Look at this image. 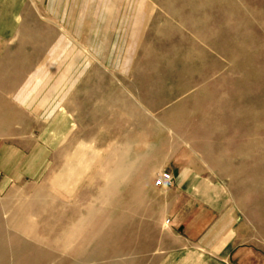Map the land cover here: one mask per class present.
I'll return each instance as SVG.
<instances>
[{
	"label": "rangeland",
	"instance_id": "obj_1",
	"mask_svg": "<svg viewBox=\"0 0 264 264\" xmlns=\"http://www.w3.org/2000/svg\"><path fill=\"white\" fill-rule=\"evenodd\" d=\"M186 2L142 0L138 18L143 22L136 23L137 28L127 44L133 49L126 53L129 56L128 76L125 80L115 74L102 76L107 92L140 105L113 108L109 116L113 121L112 129L89 124L87 117L81 119V127L77 128L81 131L80 137L74 142L80 145L75 151L73 139L67 138L72 135L71 123L67 120L72 121L73 117L65 114L54 123L55 127L64 126L65 143L54 149L60 153L44 157L46 169L17 182H8L11 175L8 171L0 172V218L5 215L8 218L16 211L25 212L24 206L32 199L33 189L48 188L50 181L59 184L58 199L33 218L34 233L36 238L72 244L69 248H66L69 245L60 247L58 259L40 264L82 263L90 250L117 242L115 235L106 232L116 230L126 221L118 218L120 215L136 214L131 210L142 205V195L133 187V176L141 162H149L144 161L145 157L137 158L167 142L170 143L168 152L150 162H160L163 166L173 161V164L188 165L204 176L210 174L227 188L250 225L264 229V147H246L249 139L246 132L241 131V127L251 125L252 119L247 113L262 114L264 111V75L261 73L264 68V27L261 24L264 22V0H226L227 3L221 5L203 7V12H195L196 16ZM245 51L252 55L249 62L242 57ZM211 64H217L220 76L211 77L214 72L209 67ZM201 68H205L204 73ZM242 80L246 83H241ZM220 86L227 97L224 104L230 107L220 112L219 117L212 116L218 109L208 108L206 103L196 106L184 99L189 93V96H200L201 88L213 95ZM200 108L210 114L207 119L213 122L219 134L185 141L169 132L168 119L174 113H183V121L192 126L199 120L196 111ZM231 110H238L242 116L232 117ZM25 125L36 130L45 129L27 121ZM188 131L187 138L191 135ZM129 135L133 137L128 138ZM258 137L264 143V132ZM113 153L121 158L125 178L117 186L106 189L101 177L113 168L108 170L101 166ZM145 153L141 156H146ZM161 171L153 172L152 184ZM154 189L152 197L145 199V209H153L165 196ZM164 221L165 217L161 225ZM72 250L78 254L76 258L70 255Z\"/></svg>",
	"mask_w": 264,
	"mask_h": 264
},
{
	"label": "crops",
	"instance_id": "obj_2",
	"mask_svg": "<svg viewBox=\"0 0 264 264\" xmlns=\"http://www.w3.org/2000/svg\"><path fill=\"white\" fill-rule=\"evenodd\" d=\"M141 2L0 0V172L11 173L8 182L35 176L46 169L44 157L60 153L54 149L67 133L54 123L61 116L73 117L67 138L75 151L81 119L112 129L113 108L140 105L107 92L102 76H128L127 44L143 22ZM136 170L133 187L142 205L106 232L119 241L90 250L78 264H264V229L250 225L215 177L173 161L141 162ZM158 170L171 175L172 188L154 189ZM152 188L165 196L149 210ZM163 217L168 225H161Z\"/></svg>",
	"mask_w": 264,
	"mask_h": 264
},
{
	"label": "bare ground",
	"instance_id": "obj_3",
	"mask_svg": "<svg viewBox=\"0 0 264 264\" xmlns=\"http://www.w3.org/2000/svg\"><path fill=\"white\" fill-rule=\"evenodd\" d=\"M99 1L101 2L102 0H99ZM106 1H108V0H106ZM222 3H227V2H226V0H187L186 5L195 13L198 11L201 12L203 7H209L212 5H221ZM202 12H203V10H202ZM195 16H196V13H195ZM261 24L264 27V22H261ZM45 33H46V31H45ZM34 36H36V35H34ZM38 39H39V37H38ZM191 48L195 51L194 45H192ZM46 50H48V49H46ZM239 51L240 50H238V52ZM239 53H241V52H239ZM251 56L252 55L248 54V52L246 53V51H245V55H242V57L246 58L247 62H249L251 60ZM144 60H145V58H144ZM184 64H185V62H184ZM209 67L211 69L212 68L214 69V72L211 74V77H216V75L220 76V74H219L220 69H218L217 64H211ZM204 71H205V68H201V73H204ZM190 72L192 73L191 69H190ZM261 73L264 75V68H263ZM129 83H130V81H129ZM241 83L244 84L246 82L244 80H242ZM252 87L257 88V86H254V85H252ZM219 88L220 89H216L213 92V95H210L206 90L201 88L200 89V91H201L200 96H196V95L189 96V94H190L189 93L188 97H186L187 96L186 95L184 99L189 100L190 102H192L196 106H201V105H204L203 103H206L208 108L218 109L217 111L214 112V114L212 116L219 117V115H221L220 112L223 113V112H225L224 109L230 107V104H224L227 101V97H226L224 92H221V86ZM232 107H235V106L232 105ZM196 113L198 114L199 120H197L196 123L192 126L188 125L185 121H183V118H182L184 116L183 113H181V112L174 113L172 115V118L168 119V121L170 122V128L168 127L169 132H173L174 137L181 139V140H185V141H186V139L206 138V137L213 136V135L220 133V131L214 126L213 122L210 121L209 119H207V117L210 114L206 111V109L200 108L199 111H196ZM229 113L234 118L242 116L238 110H231V111H229ZM246 115L247 116L249 115V117L252 119L251 125L249 124L246 127H243V128L241 127V129H242L241 131L243 133L246 132L245 133L246 137H247V139H249L248 145L246 147L253 148V149L254 148L255 149L263 148L264 143H262L260 141L258 136H259L260 132H264V111L262 112V114H259V113L249 114V113H247ZM188 130H190V131H188ZM187 131L191 133V135L188 138L186 137ZM169 145H170V143L167 142V143H164L160 146L150 148L148 150V153L146 154V156L144 158V161L145 162L157 161L161 157V155H164L165 153L168 152L167 147ZM197 148L199 149L198 146H197ZM192 149L195 150L196 148L192 147ZM57 159H60V157ZM255 165H257V163ZM61 167H62V165H61ZM101 167H104L108 170H109V168H113L110 173L108 172V175L106 174V175L101 177L103 179V182L105 184L106 189L116 185L117 183H119L120 181H122L125 178V171L126 170L124 171L125 167L122 166V161H121V158L118 154L114 155V153H113L110 156H108V158L104 161V163L102 164ZM128 168H130V167H128ZM102 171H104V170H102ZM128 173H129V170H128ZM48 185H49L48 188L45 187V188H41L38 190L33 189L32 199H30V201L24 206L25 212L16 211V213H12L11 216L8 218L6 215H5V217L0 218V264H19L22 261L27 263V264H40L42 261H45V260H55V259L59 258L58 252L60 251L61 246L65 247V246L69 245L66 247V248H69L70 244H72V242L66 243L65 241L58 240V239H55L54 241H47L43 238H36V236H35V233H34L35 232V225L32 222L33 218L37 217L38 213H43L45 211V209L48 207V205L53 204L58 199L56 194L59 191V189H58L59 184L57 185V184L53 183L52 181H50ZM4 219H5V221H4ZM9 229H11L12 231H9ZM71 233H73V232H71ZM23 237H26L27 239L26 238L23 239ZM70 255L75 257V258L78 256V254L74 250H72V252H70Z\"/></svg>",
	"mask_w": 264,
	"mask_h": 264
},
{
	"label": "built area",
	"instance_id": "obj_4",
	"mask_svg": "<svg viewBox=\"0 0 264 264\" xmlns=\"http://www.w3.org/2000/svg\"><path fill=\"white\" fill-rule=\"evenodd\" d=\"M172 182L173 180H172L171 175L165 171H161L156 174L154 182H153V186L156 189L167 190V189L172 188ZM164 224L168 225L169 220H166Z\"/></svg>",
	"mask_w": 264,
	"mask_h": 264
}]
</instances>
